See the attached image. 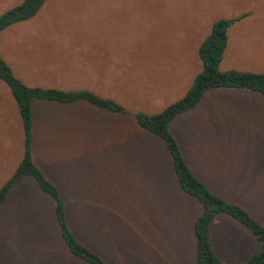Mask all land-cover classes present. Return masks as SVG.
I'll list each match as a JSON object with an SVG mask.
<instances>
[{
    "label": "rangeland",
    "instance_id": "374dc122",
    "mask_svg": "<svg viewBox=\"0 0 264 264\" xmlns=\"http://www.w3.org/2000/svg\"><path fill=\"white\" fill-rule=\"evenodd\" d=\"M20 1L0 0V14ZM236 18L218 70L264 74V0H44L32 18L0 32V57L25 86L87 90L125 110L31 103L33 162L60 188L70 228L109 264H194L199 206L179 192L163 143L133 114L181 98L201 69L197 48L211 25ZM168 130L199 181L264 225L263 96L208 90ZM21 152L16 108L0 81V185ZM80 179L94 196H80ZM79 211L86 232L98 225L91 241ZM211 243L222 264H244L256 248L224 218ZM0 264H72L32 182L0 207Z\"/></svg>",
    "mask_w": 264,
    "mask_h": 264
},
{
    "label": "trees",
    "instance_id": "16d2710c",
    "mask_svg": "<svg viewBox=\"0 0 264 264\" xmlns=\"http://www.w3.org/2000/svg\"><path fill=\"white\" fill-rule=\"evenodd\" d=\"M43 2L44 0H21L19 4L1 13L0 32L13 24L32 18ZM238 19L218 20L211 25L209 34L197 48V58L201 69L192 78L187 91L181 98L166 105L159 113L147 115L137 112L133 114L139 129L159 138L163 143L170 158L172 174L179 192L194 199L199 206L200 211L194 218L191 228L194 264H222L211 243V229L218 218H224L238 225L254 241L255 251L246 258L244 264H264V225L256 221L240 205L211 192L204 183L199 181L186 164L176 140L168 130L175 117L194 108L208 90H242L264 97L263 73L218 70L226 45L227 29ZM0 81L7 86L13 99L22 133L21 157L0 185V207L6 203L20 182L23 180L32 182L36 190L50 203L51 219L54 222L56 234L67 256L72 258V264H109L103 256L83 241L82 236H77L70 228L66 203L60 188L45 175L46 178L33 162L31 103L43 101L66 106L81 103L116 115L124 114V108L109 98L98 96L87 90L65 91L55 88L27 87L13 76L1 57ZM78 166L88 167L83 161ZM83 179L77 182V188L83 189V194L81 193L80 196L84 198L94 196L96 192H87L83 186H79L83 183L81 182ZM91 190L93 191V188ZM78 215V221L84 231L83 237L91 241L95 238L96 233L94 232L98 225L93 227L95 231L87 230L86 232V228L80 221V211ZM46 230L49 229L46 228Z\"/></svg>",
    "mask_w": 264,
    "mask_h": 264
},
{
    "label": "crops",
    "instance_id": "0c3cea01",
    "mask_svg": "<svg viewBox=\"0 0 264 264\" xmlns=\"http://www.w3.org/2000/svg\"><path fill=\"white\" fill-rule=\"evenodd\" d=\"M238 19V18H237ZM236 22V21H235ZM233 24V23H232ZM229 27H231V26H229ZM229 27H228V29H229ZM228 29H227V31H228ZM232 36L230 35V38H231ZM230 38H229V35H227V32H226V44L228 43V41H230ZM226 46V45H225ZM248 56H249V54H248ZM254 61V58L253 57H250V59H249V63H252ZM230 70H235V69H230ZM236 71H238V70H236ZM94 93V92H93ZM186 162V161H185Z\"/></svg>",
    "mask_w": 264,
    "mask_h": 264
}]
</instances>
